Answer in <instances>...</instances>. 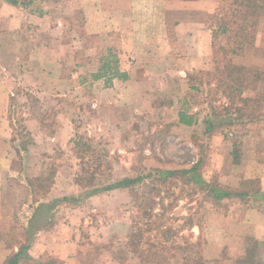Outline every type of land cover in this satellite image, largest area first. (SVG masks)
Returning a JSON list of instances; mask_svg holds the SVG:
<instances>
[{"label": "crops", "instance_id": "1", "mask_svg": "<svg viewBox=\"0 0 264 264\" xmlns=\"http://www.w3.org/2000/svg\"><path fill=\"white\" fill-rule=\"evenodd\" d=\"M11 1L0 0V57L5 58L0 72V216L6 213V200L20 198L17 215L29 217L26 232L40 221L45 208L50 213L48 220L31 227L32 240L21 264H124L122 248L115 249L113 238L117 230L130 232L134 227L126 228L124 220L116 224L114 219L108 231L97 214L105 218L115 213L112 202L130 190L104 191L71 203L65 199L85 191L76 183L79 175L74 183L80 191L73 192L67 177L58 179L51 170L56 150L72 146L76 151L80 142L85 143L86 152H96L93 140L77 137L80 131L71 107L78 98L92 109L88 117L97 114L116 137L124 134L126 126L131 130L145 124L143 120L149 125L159 120V129L171 125L191 129L197 136L208 135L210 148L219 158L215 170L228 169L230 164L233 174L246 176L238 181L242 188L230 189L234 192L230 199H239V204L225 206L226 215L218 216L222 223L215 234L213 225L209 227L208 247L218 249L213 259L225 251L234 260L242 259L256 244L258 257L240 262L264 264V127L241 144L240 157L231 146L223 145L225 139L219 132L200 128L202 116L188 99L191 92L211 85L200 77L216 69V18L221 0H67L59 7L53 0ZM27 29L32 40L23 46L30 38L24 36ZM193 74L199 75L198 81ZM25 91L31 100L25 98ZM20 103L24 109L21 127L14 124L12 114ZM26 104L40 106L39 111L26 109ZM40 112H50L52 118ZM182 112L193 116L191 124L180 122ZM91 163L93 169L99 164L105 169L102 160L96 166ZM202 163L198 159L193 166L198 165L199 171ZM144 168H152L150 158ZM76 220L82 222L80 226ZM80 228L87 230L88 245H83L87 237L81 238L85 235L78 233ZM100 229L113 240L98 239ZM142 241L141 237L136 244Z\"/></svg>", "mask_w": 264, "mask_h": 264}, {"label": "rangeland", "instance_id": "2", "mask_svg": "<svg viewBox=\"0 0 264 264\" xmlns=\"http://www.w3.org/2000/svg\"><path fill=\"white\" fill-rule=\"evenodd\" d=\"M53 1L58 4V7L60 3L67 2V0ZM223 7L224 5L217 9L216 69L210 76L201 74L200 77L202 81L209 82L211 85L202 87L203 90L191 92L188 99L192 105L197 106L202 117L215 121V125L228 120L229 117L235 119L233 125L220 130L219 135L225 139L223 145L231 146L233 152L241 157V144L250 136H255L258 129L264 127V18L259 21L255 42L246 45L243 53L238 55L233 51L237 47L233 41V34L222 33L221 30V25L228 22V19L223 16ZM26 32L27 35L24 36L32 35L31 29H27ZM30 40H32L31 37L26 39L27 44L22 42L23 46L30 45ZM9 41L12 42V40ZM3 60L5 58L0 57V72ZM232 66L249 69L245 75L248 80L243 84L242 97L235 91L226 90V86L222 83L226 80L227 68H232ZM193 75L196 76V74ZM193 79L198 81L199 75ZM249 84L252 86L250 87ZM29 93L26 92L24 96L31 100ZM250 97L258 103L254 102L252 106L246 105L244 99ZM24 106L36 112L40 108L32 104ZM244 106L248 113L242 116L237 110ZM21 107V103L16 104L12 112L18 118L15 117L14 124L17 126L19 124L20 127L22 126L20 115L24 113ZM71 111H73L76 126L79 127L77 130L80 131L77 137L90 138L96 145L95 153L86 152L81 148L75 151L72 146L71 148L67 146L65 150H56L51 156V161L55 164V167L51 168L52 172L57 174L58 179L67 177L73 184L71 191H80L74 180L81 174L82 163L92 164L91 161L95 166L99 160L104 161L105 169L101 173L107 181H111L109 179L111 176L113 180L124 175H152L143 184L138 185L135 192H126L112 202L113 205L110 203L113 208L116 207L115 213L105 218L97 214L98 221L104 224V229L108 231H111L109 225L114 219H116V224L124 220L126 228L127 225H130L132 229L134 227V230L130 232L117 230L113 238L115 249L122 248L120 257L124 264H238L242 259L258 257L256 244H253L248 255L237 260L233 259L230 251H225L221 258L215 260L213 258L218 249L208 247L209 227L213 225L211 226L212 232L215 234L216 229L222 223L220 218L226 215L225 208L233 202L239 204V199L229 198V202H215L205 189L193 182H185L182 175L163 181L159 178L157 171L167 170V167L190 168L197 163L198 159H201L203 163L197 173L206 181L228 184L229 189L242 188L238 181L246 177L244 172L233 174L229 162L228 169L215 170V165L219 164V158L212 152L214 148H210L208 135L206 137L197 136L192 133L191 129L172 128L171 125H163V128L159 129L160 126L156 124L159 120L149 121L151 125L143 120L145 124H137V127L131 130L126 126L124 134L116 137L113 129V132L111 130L108 132V123L105 124V121L100 120L97 114L88 117L92 109L85 108L82 99H77V104L71 107ZM40 113L47 118H52L50 112ZM200 128L205 129V125L201 124ZM247 132L250 134L246 135ZM134 146L136 149L131 152ZM145 148L150 150V153H145ZM147 157L151 159L152 168L145 170ZM103 174H98L93 182L99 181L101 177H104ZM224 184L220 185L225 186ZM19 200L20 198L6 200V213L0 216V246H2L0 247V262L19 245L18 243L25 240L24 224L29 217L23 214L17 215ZM137 203L142 204L143 209L138 208ZM49 215L50 213L45 208L38 217L40 221H36L32 226L42 224L44 220L49 219ZM76 221L80 226L82 222ZM136 228L141 229V234L138 235L139 239L141 237L143 239L141 245L131 240V234ZM102 231L103 229H100V232L97 231L98 239L111 240V237L106 238ZM162 231H171L172 234L176 233L177 237L168 243V246L165 242L162 245L165 238L164 235L162 236ZM78 233H83L85 236L81 238L86 239L87 230L84 232L80 228ZM74 234L76 235L77 232ZM88 241L87 237L83 245H88ZM263 252L264 247H262V255H264Z\"/></svg>", "mask_w": 264, "mask_h": 264}, {"label": "trees", "instance_id": "3", "mask_svg": "<svg viewBox=\"0 0 264 264\" xmlns=\"http://www.w3.org/2000/svg\"><path fill=\"white\" fill-rule=\"evenodd\" d=\"M16 2V1H11ZM224 18L228 19L227 24L221 25L222 33H232L234 44L237 46L233 51L235 54H242L244 48L248 44H253L256 40L257 30L259 26V21L264 18V0H221ZM221 8V7H220ZM106 67L108 65H105ZM107 69V68H106ZM228 72L226 74V80L222 81L223 85L226 86V90L235 91L238 95L243 96V84L247 82L248 78L245 77L246 73H248L249 69H245L243 67L232 66V68H227ZM107 72V71H106ZM117 77L118 72L114 73ZM122 79L126 78V75H122ZM250 87L252 84H249ZM224 92H226L224 90ZM246 105L252 106L254 102L258 103V101H254V98H246L244 99ZM238 113L246 115L248 110L244 107L238 108ZM180 122L183 124H191L193 116L187 115L186 113H180ZM235 119L228 118L224 122L215 125V121L213 120H204V125L208 132L214 133L219 132L227 126H232ZM85 143H78L79 147L86 151ZM88 166L82 168L81 174L76 180V183L82 186L85 191L79 197H67L65 200L71 203H78L94 194L104 192V191H112V190H120V189H128L130 192H135V189L138 185L143 184L147 179L151 178V174L149 175H138L136 177H120L112 181L100 182L99 185H95L93 182L96 179L98 174H102L101 164L97 165L95 169H93V165L88 163ZM159 173V178L163 180H168L171 177H176L178 175H182L185 178V182H193L203 189H205L208 194H210L211 198L215 202H222L231 196L234 195V192L230 189H227L223 186H219L218 184L212 182H206L200 174H198V165H195L191 168L168 171L161 170L157 171ZM250 185H246L245 187H249ZM256 187V185H254ZM160 190V189H159ZM158 190V191H159ZM157 191V193H158ZM239 196V195H238ZM56 203H59L57 201ZM138 208L143 209V205L137 203ZM33 222L30 223L32 225ZM30 228H27L25 243L17 246V250H13L10 254L7 255L5 261L2 264H21L24 261L25 255L29 250V243L32 240V231ZM141 234V229L135 231L131 234L132 241H139L138 235ZM165 236L164 241H162V245L165 242V245L172 242V240L176 239L177 234H172L171 231H162V236ZM163 238V237H162ZM238 264H257L254 263V260H248L244 263ZM259 264V263H258Z\"/></svg>", "mask_w": 264, "mask_h": 264}]
</instances>
